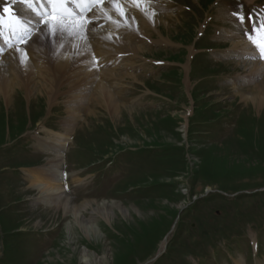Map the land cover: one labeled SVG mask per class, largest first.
Masks as SVG:
<instances>
[{"label":"rangeland","instance_id":"1","mask_svg":"<svg viewBox=\"0 0 264 264\" xmlns=\"http://www.w3.org/2000/svg\"><path fill=\"white\" fill-rule=\"evenodd\" d=\"M123 1L127 6L118 15L89 11L93 19L107 14L105 24L98 30L89 25L85 35L80 33L82 38L75 36L80 31L68 28L52 35L46 26L37 25L24 48L1 55L5 56L0 76L12 79L13 91L8 104L0 94V264H96L97 257L102 264H171L160 257L155 261L161 244L169 239L165 257L173 256L172 264H188L190 253L206 254L203 264H226L227 259L232 264L237 259L242 264H264V102L256 107L241 98L258 91L264 100V61L245 35L222 37L226 28L236 29L234 22L239 31L251 32V15L258 25L264 23V0H145L140 3L148 4L145 8ZM115 5L111 3L110 10ZM145 11L152 13L151 21L145 19ZM232 11L244 15L243 25L235 21L237 16L231 18ZM201 30L204 34L198 37ZM262 34L259 27L256 37ZM84 38L86 53L75 61L74 43ZM234 43L242 45L234 48ZM63 46L62 56L72 63L54 78V53ZM204 46L219 48V59L212 61V54L206 53L195 58L196 50ZM22 54L26 58L12 61ZM242 54L249 56L241 58ZM32 77L46 80L48 96L27 93ZM100 84L118 106L113 114L95 104ZM38 123L69 138L62 171L72 175L67 180L71 204L83 207L93 201L96 208L115 202L129 214L114 209L106 219L85 210V222L77 224L71 213L42 204L32 185L35 191L30 194L24 180L27 171L24 176L11 171L21 165H43V154L35 148H41L50 132L42 129L29 139L25 152L18 150L26 143L19 139ZM146 148L169 153L158 163L152 151V156L142 153ZM124 149L141 152L140 158L129 159L147 160L141 170L120 167L130 157L125 153H118L110 168L103 167L101 159L99 165L87 166L88 159L94 162ZM23 154L35 159L24 160ZM71 161L86 165L72 169ZM160 182L171 187L155 191L159 196H139ZM124 183L127 192L116 193ZM214 191L229 196L225 201H203L181 216L184 207ZM217 210L221 216H215ZM90 215L92 225L85 226ZM248 222L257 226L256 231L249 230ZM18 229L21 232L12 241L7 239V233ZM175 231L178 250L172 252ZM255 232L261 246L251 252L249 241L254 243ZM201 233L206 239L199 243L196 237ZM233 234L241 238L233 239Z\"/></svg>","mask_w":264,"mask_h":264},{"label":"bare ground","instance_id":"2","mask_svg":"<svg viewBox=\"0 0 264 264\" xmlns=\"http://www.w3.org/2000/svg\"><path fill=\"white\" fill-rule=\"evenodd\" d=\"M104 1H106V2L103 3V5L99 4L98 6H93L90 8L89 11L92 10V12H95L99 15L104 14L106 11L108 12L109 16H112V14L118 15L119 12L123 11L124 6H127L126 3L128 2V1L120 0V3H118L114 6V10H110L111 2L109 0H104ZM129 2L132 3V0H129ZM132 4H134V3H132ZM135 5H136V3H135ZM147 5L148 4H146V5L145 4H140V5L137 4L136 7L145 8V7H147ZM144 13L146 14L145 15L146 20L149 19L151 21L153 19L151 12L145 11ZM19 15H21L25 19H28V20L31 19L29 12L26 9H25L24 13L19 12ZM116 25L118 26L119 24L116 23ZM7 26L9 27L10 24H8L7 19H5V21H4V30L5 31L2 32V36L5 38L4 41H9L8 38H10L9 29ZM165 27L168 28L166 24H165ZM80 33L81 32H79L78 37H81ZM85 34H86V31H84L83 35H85ZM106 35L108 36L109 34H106ZM92 37L95 39L96 35L92 36ZM101 41L105 42L104 38H101ZM81 43H88V41L86 40V38H84V40L77 41L76 43H74L75 46H73V50H74L73 57L75 58L74 59L75 61L79 60L80 58H83L82 56H84L86 53L82 49L83 45H81ZM159 43H161V42H159ZM237 45L241 46L242 44H237V43L232 44V46L234 48L238 47ZM59 46H62V45H59ZM21 50L22 49H20L19 51H21ZM65 50H66V48L64 46L60 47V48L58 47V49H56V53H54L55 60H56L55 63L57 64L56 68L55 67L52 68L54 78L57 75H59L61 72H63V74H64V69H66V64L68 63L67 65H70V63H72V60L70 57L68 58L66 56L67 57L66 58L65 56H62L61 53H64ZM138 50H139V48H136L135 52H139ZM22 55L23 56H20V57H13L12 61L18 62L21 58H26L25 57L26 54H22ZM66 61H68V62H66ZM55 63H53V64H55ZM0 69H1L0 74H2L3 66H1V63H0ZM13 74H14V76L17 77V71L14 72ZM28 75H29V73H28ZM33 77L30 78V82H32V83H29L27 93L29 92V94L32 95V94H34V92H36L37 93L36 95H38V96H40L39 94L43 93V95H44L46 93V96H48V93L50 94V91H49V88L46 87V85H47L45 83L46 80L40 78L38 81H36L35 78H33ZM16 80H18V79L16 78ZM20 81H21V79L19 78L18 82H20ZM11 82H13V81H12V79H10L7 76V74L0 76V86H1V84L3 85L2 87H0V94H1L3 99H7L6 100L7 104L10 103L12 100L10 94H11V90H12L11 88L13 86H10ZM50 82L51 81H49L48 83H50ZM36 84L37 85L39 84L40 87H42V88L41 89L32 88V87L36 86ZM48 86H50V85H48ZM102 87H104V86L102 84H100L97 91H96L95 95H97V98H96L95 104L97 106H99L100 108H102L103 110L105 109L109 113V115L113 114L117 109L116 107H118V106H117L116 102L114 101V99L112 98V96L108 95V93H106V90ZM251 93L252 94H250L249 97L248 96L244 97V95H241V98L243 100L250 99V102L252 104H255L256 107H261L263 105V102H264L263 96H260V92H258V91L257 92L254 91ZM50 133H51V135L49 137L44 138L39 146L41 148H43V151H44V153L46 152V155L52 154L53 156L52 157H47L48 155L46 156L48 163H47L46 167L40 168L41 171L36 170V169L34 171H31V172L27 171V173L25 175L26 181L39 192L40 197L38 199L40 200V202L42 204L46 205L49 209L58 210V209L62 208L65 211V213H67V212L71 213L74 221L77 224H81V222H85V220H84L85 214L83 212L85 210H91L92 214H98L100 216H103V218H106V219H109V217L113 215L114 209H117L120 212V214H122L124 216L126 214H129V213H127V209L124 208V206L122 204L119 205L118 203H115V202H112L111 204H108V203L102 204L101 206H97L96 208L93 206V204H95L96 202H93V201L92 202H85L83 204V207H81V206L77 207V206H74L71 204V200H70L69 196H67L64 193L65 191H63V189H62L63 184L59 180V175L61 173L60 167H61L62 163L65 161L64 150H65V147L67 146L68 139H67V136H65V135H60V134H57L55 132H50ZM41 148H39V149H41ZM44 161H46V160L44 159ZM91 218H93L92 215L89 216V218H88L89 220L87 221V224H85V226L89 225V224L92 225ZM164 246H165V243L163 242L160 246V247H162L161 251L164 249ZM84 257L87 260V258H89V255L84 254ZM87 262H89V261L87 260ZM95 263L96 264H102L101 258L97 257ZM236 264H242V259H239V260L237 259Z\"/></svg>","mask_w":264,"mask_h":264},{"label":"snow or ice","instance_id":"3","mask_svg":"<svg viewBox=\"0 0 264 264\" xmlns=\"http://www.w3.org/2000/svg\"><path fill=\"white\" fill-rule=\"evenodd\" d=\"M2 2V0H0ZM115 5L120 3V0H110ZM145 0H132V3H143ZM12 4L24 5L26 10L30 11L34 16L39 18V23L46 26L49 33L55 35L57 33H63L68 30L69 22L73 28L79 26L83 29L84 25L79 24V21H83L86 13L90 10L91 6L97 4H103L104 0H11ZM87 6V7H85ZM8 11L7 8L4 10ZM123 15V12L121 13ZM237 16L241 25L244 23V15L240 12L233 13ZM13 19L15 24L10 25V30L13 34L19 33V39L24 42L25 34L30 31L31 20L25 19L20 15H14ZM4 16L0 15V29L3 26ZM252 20V17H249ZM264 21V18H261ZM93 18L89 17L86 21L88 24H92ZM259 27H264V23L258 25L253 21L252 31L245 30L244 35L248 41L257 49L259 58L264 59V34L256 37V32ZM2 35V31H0ZM2 51V50H0Z\"/></svg>","mask_w":264,"mask_h":264}]
</instances>
